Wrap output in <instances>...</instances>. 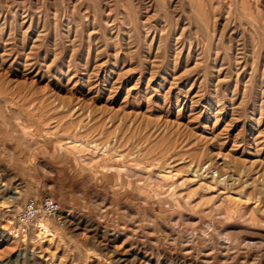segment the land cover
<instances>
[{
	"label": "rangeland",
	"instance_id": "rangeland-1",
	"mask_svg": "<svg viewBox=\"0 0 264 264\" xmlns=\"http://www.w3.org/2000/svg\"><path fill=\"white\" fill-rule=\"evenodd\" d=\"M3 202L0 264H264V0H0Z\"/></svg>",
	"mask_w": 264,
	"mask_h": 264
},
{
	"label": "built area",
	"instance_id": "built-area-1",
	"mask_svg": "<svg viewBox=\"0 0 264 264\" xmlns=\"http://www.w3.org/2000/svg\"><path fill=\"white\" fill-rule=\"evenodd\" d=\"M51 220L56 225L63 224L62 212L59 204L50 197L36 198L28 196L23 199L14 222L21 228H32L34 225Z\"/></svg>",
	"mask_w": 264,
	"mask_h": 264
},
{
	"label": "bare ground",
	"instance_id": "bare-ground-1",
	"mask_svg": "<svg viewBox=\"0 0 264 264\" xmlns=\"http://www.w3.org/2000/svg\"><path fill=\"white\" fill-rule=\"evenodd\" d=\"M11 208H12V206L9 205V203L7 204L6 202H3L2 204H0V209L5 210L7 213L11 211ZM17 212H18V209H17ZM63 220H64V218H63ZM63 223H64V221H63ZM11 224H13V223H11ZM20 228H21L20 226H18V228H17L18 230H16L14 227L11 228L10 229V236H12V237L17 236L18 237L19 231L23 230V231L27 232V230H28V229H20ZM33 229H34V233H35L36 237H38L40 240L44 239L47 235H52V230L50 229V226L47 223L40 222V223L34 225L30 231H32ZM21 234H22V238H23L25 236L24 232H21ZM5 236H7V235H5Z\"/></svg>",
	"mask_w": 264,
	"mask_h": 264
}]
</instances>
